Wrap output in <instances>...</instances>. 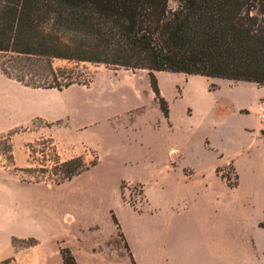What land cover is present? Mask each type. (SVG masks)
<instances>
[{
    "label": "rangeland",
    "instance_id": "obj_1",
    "mask_svg": "<svg viewBox=\"0 0 264 264\" xmlns=\"http://www.w3.org/2000/svg\"><path fill=\"white\" fill-rule=\"evenodd\" d=\"M53 65L78 66L81 80L90 83L52 91L62 96L56 99L63 107L56 123L33 121L10 129L0 117V174L39 183L60 204L63 227L57 235L71 242L77 264H135L114 213L136 264H207L215 248L221 264H264V248L258 256L250 251L251 240L264 246V230L253 227L262 220L257 226L264 228V121L253 111L264 101V88L220 79L216 88L202 77L160 72L170 110L165 119L147 88V71L62 60ZM257 125L261 131L255 135ZM170 150L176 172L168 174ZM77 157L94 166L56 185L58 165ZM227 158L239 171L231 193L213 174ZM16 165L23 168L16 172ZM183 168L197 173L191 181ZM216 173L229 186L237 185L231 164ZM143 186L159 210L130 215L120 206L139 211ZM183 194L188 197L184 210L173 200ZM214 195L211 204L206 197ZM57 235L40 241L0 239V256L11 247L19 253L18 264H62L59 249L67 247ZM0 264L16 263L10 257Z\"/></svg>",
    "mask_w": 264,
    "mask_h": 264
},
{
    "label": "trees",
    "instance_id": "obj_2",
    "mask_svg": "<svg viewBox=\"0 0 264 264\" xmlns=\"http://www.w3.org/2000/svg\"><path fill=\"white\" fill-rule=\"evenodd\" d=\"M0 0V73L32 89L86 85L78 66L54 60L147 71L168 117L154 72L264 87V0ZM94 164L58 165L56 185ZM112 220L118 226L117 220ZM62 264H77L68 248Z\"/></svg>",
    "mask_w": 264,
    "mask_h": 264
},
{
    "label": "crops",
    "instance_id": "obj_3",
    "mask_svg": "<svg viewBox=\"0 0 264 264\" xmlns=\"http://www.w3.org/2000/svg\"><path fill=\"white\" fill-rule=\"evenodd\" d=\"M156 80L158 89L161 97L166 101L167 98L162 91L159 83V74L160 72L153 73ZM186 75V74H184ZM196 78V80L201 79V76L195 75H186L187 78ZM204 78V77H202ZM207 79L208 82L215 83V87L217 88L216 78H204ZM222 80V79H220ZM228 81V80H226ZM229 83H246V82H233L228 81ZM147 88L150 90V94H153L149 82L146 83ZM255 85L253 83H249ZM257 86V85H255ZM259 87V86H257ZM263 89L264 87H260ZM53 90H44V89H32L29 87H25L14 80L8 79L0 73V117L3 118L7 122V127L10 129L16 127H28L33 121H42L43 123H56L62 119V105L61 102H57L61 95L60 93H52ZM58 92V91H57ZM210 92V90H208ZM62 97V96H61ZM167 102V101H166ZM168 104V103H167ZM257 106V105H256ZM256 106H254L253 111L256 115ZM160 110V108H159ZM169 110V106H168ZM161 112V111H160ZM241 112L248 113L247 109L241 110ZM162 114V112H161ZM170 110L168 113L169 118ZM163 115V114H162ZM3 123V122H2ZM96 123H92V125H88V128L91 126H95ZM87 128V129H88ZM261 129H258V125L256 126V130H254L255 135L257 132H260ZM260 139L263 140L261 136ZM172 150L169 151L167 163L165 165L166 172L168 174L176 172L175 165L176 161L173 163V155ZM178 153L174 155V158L178 157ZM222 157V156H221ZM232 165L237 176L238 183L235 187L229 186L223 179H221L217 173V168H223L227 165ZM16 172H18L21 166L18 167L16 165ZM181 172L184 175V178L187 181H191L192 177H194L197 173L193 172L190 168H183ZM213 174L216 179L224 183L226 187L230 190L236 189L239 184V171L235 165V161L232 158H227L221 165H216L213 167ZM141 184V183H140ZM227 188V189H228ZM46 188L39 183H29L27 181L21 180L16 174L3 175L0 174V239H6L8 241L11 240H26L33 239L35 241H40L43 237L50 238L53 235H57L60 233V229L63 227V223L61 220V216L58 215V210H60V204L57 205L54 199L47 197ZM143 194H144V205L139 211H134L133 209L127 206H120L128 210L130 215H134L137 217H141L144 215L146 210H154L158 211V206L154 205V201L151 195H149L148 189L143 186ZM48 198V199H47ZM187 195L183 194L181 197L179 195L174 196V201L181 202V205L184 209L187 203ZM206 199L212 204L216 199V195L206 197ZM175 205V204H173ZM119 207V208H120ZM233 205H231L232 209ZM114 213V211H113ZM118 225L121 229L124 238V244L128 251V259L130 258L136 264V253L133 252V248L130 242L127 239V236L124 233V229L121 227L120 220L118 216L114 213ZM262 220H257L253 227L262 231L264 228L258 227L257 225ZM56 239L60 240L62 244L67 247L74 257H77L73 252V247L70 245L71 242L68 239H64V237L55 236ZM218 238L215 239V241ZM93 242V241H92ZM105 242V239L95 240L94 243H91L90 246H97ZM85 245V244H84ZM159 244H157L158 247ZM216 245V242L213 243ZM89 246V245H88ZM262 248H264L261 244H255L254 240H251L250 243V251L252 256H258L259 252ZM160 249L159 252H161ZM264 254V252H263ZM18 255L19 253L14 252L11 247L7 254L0 256V261L5 260L7 258L12 257L13 262L18 264ZM210 261L207 264H221V251L214 249V252L211 254ZM77 259V258H76ZM79 262V261H78Z\"/></svg>",
    "mask_w": 264,
    "mask_h": 264
},
{
    "label": "built area",
    "instance_id": "obj_4",
    "mask_svg": "<svg viewBox=\"0 0 264 264\" xmlns=\"http://www.w3.org/2000/svg\"><path fill=\"white\" fill-rule=\"evenodd\" d=\"M256 112L259 116L260 121H264V101H261L257 108H256Z\"/></svg>",
    "mask_w": 264,
    "mask_h": 264
}]
</instances>
